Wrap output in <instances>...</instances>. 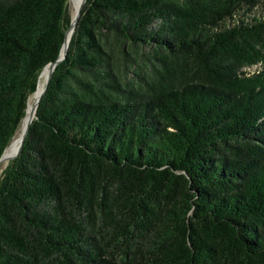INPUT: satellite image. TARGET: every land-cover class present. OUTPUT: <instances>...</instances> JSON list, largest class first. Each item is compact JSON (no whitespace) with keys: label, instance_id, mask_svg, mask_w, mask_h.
<instances>
[{"label":"trees","instance_id":"1","mask_svg":"<svg viewBox=\"0 0 264 264\" xmlns=\"http://www.w3.org/2000/svg\"><path fill=\"white\" fill-rule=\"evenodd\" d=\"M71 17L0 0V156ZM0 264H264V0H85L0 171Z\"/></svg>","mask_w":264,"mask_h":264},{"label":"water","instance_id":"2","mask_svg":"<svg viewBox=\"0 0 264 264\" xmlns=\"http://www.w3.org/2000/svg\"><path fill=\"white\" fill-rule=\"evenodd\" d=\"M84 2H85V0L82 1L80 7L77 9V12H76V16H75V18L72 19V17H71L72 26H71L70 38H69L68 40L64 39V42H63V45H62V48H61V51H60L59 57L57 58L56 61L51 62V63H49V64L46 65V66H48V65L50 66V75H49V77H48V79H47L46 85H47V83L49 82V79H50V77H51V74H52L53 70L55 69V67L57 66V64H58L62 59H64V57H65V54H66V51H67L68 43H69V41H70V39H71V36H72V34H73V31H74V29H75V25H76L77 19H78V17H79V14H80V11H81V8H82ZM46 85H45V87L43 88V90H42V92L40 93V95L38 96V98H37V100H36V102H35V104H34V106H33V108H32V114H31V116L29 117V120H28V122H27L25 128H24V129L22 130V132H21L20 143H19V146H18L17 151H16L15 154H13L12 156L6 158L5 166H6V164L8 163L9 160H11V159L14 158L15 156H17V154L19 153V151H20V149H21V147H22V144H23L24 138H25V136H26V133H27V131H28V128H29V126H30V124H31V122H32V120H33V118H34V115H35V112H36V109H37L38 103H39V101H40V99H41V96L43 95V93H44V91H45V89H46ZM24 117H25V116H24ZM23 119H24V118H23ZM5 150H6V148L4 149V151H5ZM4 151H3L2 155L0 156V163H1V161H3V159L5 158V157H4Z\"/></svg>","mask_w":264,"mask_h":264},{"label":"bare ground","instance_id":"3","mask_svg":"<svg viewBox=\"0 0 264 264\" xmlns=\"http://www.w3.org/2000/svg\"><path fill=\"white\" fill-rule=\"evenodd\" d=\"M82 1L83 0H74V2L76 3V7H75V11H74V15L72 16V19H74L75 18V16H76V12H77V9L80 7V5H81V3H82ZM71 26H72V22L70 23V27H69V30H68V33H67V36H66V40H68L69 38H70V33H71ZM47 71H49V73H48V77H49V75H50V66L48 65V66H46L42 71H41V73H40V75H39V78H38V87H37V90L35 91V93H34V95H35V102H36V100H37V98H38V96L40 95V93L42 92V90H43V85H44V80L42 79V78H40V76L42 75V73H44V72H46L47 73ZM43 75H45V74H43ZM47 77V76H46ZM48 79V78H47ZM47 82V81H46ZM30 104V103H29ZM28 104V106H27V109H26V114H25V117H24V122H23V124H22V127H21V132H22V130L25 128V126H26V124H27V122H28V120H29V117L31 116V114H32V106H30ZM35 104V103H34ZM34 106V105H33ZM32 107V108H31ZM21 137V136H20ZM18 149V148H17ZM17 149L13 152V153H8V154H4V159H3V161H1V162H4V161H6V158H8V157H10V156H12L13 154H15V152L17 151ZM1 164V163H0ZM5 164V163H4Z\"/></svg>","mask_w":264,"mask_h":264},{"label":"rangeland","instance_id":"4","mask_svg":"<svg viewBox=\"0 0 264 264\" xmlns=\"http://www.w3.org/2000/svg\"><path fill=\"white\" fill-rule=\"evenodd\" d=\"M75 7H76V3L74 2V0H68V8H69V11H70V13H71V16L74 15ZM48 73H49V71H47V73L44 72V73H42V75L40 76V78H42V79L44 80V85H45V83H46V81H47ZM43 74H45V75H43ZM46 76H47V77H46ZM44 85H43V86H44ZM43 88H44V87H43ZM35 98H36L35 95L32 94V95L29 97V99H28V104L30 103L29 105L32 106V107H33V105H34V103H35ZM27 106H28V105H27ZM32 107H31V108H32ZM23 122H24V119L22 120V122H21V124H20V127L18 128V130H17L15 136L13 137L11 143L9 144L8 147H6V151H5L4 154L13 153V152L18 148L19 143H20L21 127H22ZM4 163H6V161L1 162V164H0V171L5 167V164H4Z\"/></svg>","mask_w":264,"mask_h":264}]
</instances>
